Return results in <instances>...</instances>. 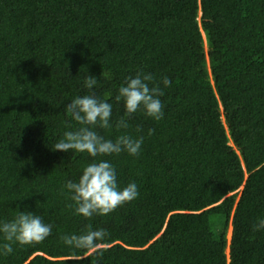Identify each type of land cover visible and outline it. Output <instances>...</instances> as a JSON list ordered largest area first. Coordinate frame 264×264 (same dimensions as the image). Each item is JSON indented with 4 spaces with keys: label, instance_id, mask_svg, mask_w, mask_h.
I'll return each instance as SVG.
<instances>
[{
    "label": "trees",
    "instance_id": "1",
    "mask_svg": "<svg viewBox=\"0 0 264 264\" xmlns=\"http://www.w3.org/2000/svg\"><path fill=\"white\" fill-rule=\"evenodd\" d=\"M138 71L165 93L160 121L115 99ZM93 93L112 104L105 139L144 142L96 158L139 196L88 220L64 186L93 158L53 149L80 127L66 105ZM20 211L52 235L0 264H97L60 240L89 224L109 233L99 264H264V0H0V220Z\"/></svg>",
    "mask_w": 264,
    "mask_h": 264
},
{
    "label": "clouds",
    "instance_id": "2",
    "mask_svg": "<svg viewBox=\"0 0 264 264\" xmlns=\"http://www.w3.org/2000/svg\"><path fill=\"white\" fill-rule=\"evenodd\" d=\"M165 87L171 86L169 77H162ZM97 85V78L87 76L84 87L91 90ZM163 89L151 73L138 71L134 77L125 78L121 85L117 101L123 100L125 115L131 118L137 112L156 121L164 118V104L160 97ZM65 111L80 127L63 133L62 138L54 145L53 150L87 153L93 158L82 172L78 181L68 180L65 188L70 194L72 203L67 207L73 209L74 214L91 220L94 216H107L118 208L129 204L139 196L135 182L129 183L121 189L117 182L116 169L107 160H97V157L119 155L126 152L139 157L144 137L133 138L131 135H120L115 141L105 139L97 129L109 130L113 128L112 104L101 100L94 93L78 96L68 103ZM117 130L127 129L129 124L124 117L115 121ZM141 131V129H137ZM154 129H149V135ZM264 229V219H259L253 225V231ZM53 225L45 223L44 219L35 213L20 211L11 220H0V255L8 256L13 253L14 245L36 246L43 243L52 235ZM109 233L103 229H93L91 224L80 234H62L60 240L72 249L82 250L86 255L97 256V264L104 251L103 242Z\"/></svg>",
    "mask_w": 264,
    "mask_h": 264
},
{
    "label": "rangeland",
    "instance_id": "3",
    "mask_svg": "<svg viewBox=\"0 0 264 264\" xmlns=\"http://www.w3.org/2000/svg\"><path fill=\"white\" fill-rule=\"evenodd\" d=\"M206 50H208V46L206 45ZM232 237V228L229 230V239Z\"/></svg>",
    "mask_w": 264,
    "mask_h": 264
}]
</instances>
